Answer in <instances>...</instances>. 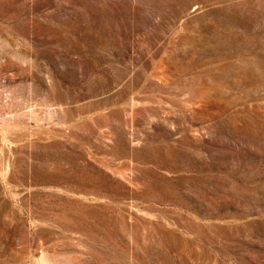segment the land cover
Here are the masks:
<instances>
[{"label": "rangeland", "instance_id": "obj_1", "mask_svg": "<svg viewBox=\"0 0 264 264\" xmlns=\"http://www.w3.org/2000/svg\"><path fill=\"white\" fill-rule=\"evenodd\" d=\"M0 264H264V0H0Z\"/></svg>", "mask_w": 264, "mask_h": 264}]
</instances>
